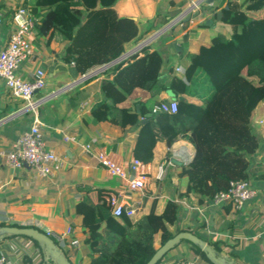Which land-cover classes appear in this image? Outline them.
<instances>
[{"label": "crops", "instance_id": "0c3cea01", "mask_svg": "<svg viewBox=\"0 0 264 264\" xmlns=\"http://www.w3.org/2000/svg\"><path fill=\"white\" fill-rule=\"evenodd\" d=\"M192 1L199 3L195 12L188 8ZM29 2L0 3L3 14L0 51L12 29L13 15L19 10L28 11ZM219 2L118 0L114 5L117 14L135 19L143 33L140 41L125 45V53L120 59L124 62L143 48L151 47L152 50L160 51L166 61L161 77L163 85H167L173 76L184 79L188 55L195 53L201 45H207L218 34L213 29L222 23L216 15L227 3L219 5ZM240 2L249 13L264 14V0H237V3ZM17 4H23V8L17 7ZM178 20H181L182 25L177 24ZM144 30L149 32L145 33ZM225 35L229 37L231 31ZM30 39L34 48L33 59L21 65L18 75L31 80L37 69L44 72L45 88L36 93L34 100H41L39 116L46 148L63 159L64 167L54 177L42 179L28 168L10 171L0 160V223L34 226L56 234L71 228L70 239H78L79 245L74 248L67 242L65 246L59 245V248L70 255L73 264H89L90 240L97 233L106 235L108 232L104 225L84 228L83 218L75 215L73 205L84 195L92 200H97L101 195L103 202L106 194L123 192L124 201L135 207L132 221L136 222L147 215L153 201L157 214L163 211L168 201H175L180 207L176 228L181 232H190L199 237L219 257L234 264H264V102L258 103L250 121L259 146L250 157L252 171L247 181L256 194L242 209L236 211L230 205L214 206L211 202L201 204L197 196L183 195L188 179L181 177L180 173L195 155L194 146L183 139L170 149L165 142L156 144L154 159L146 164L150 185L142 196L127 191L119 178L112 176L98 159L100 152L108 154L122 165L134 158L133 149L139 128L120 130L107 124H98L91 117L92 108L102 99L99 83L113 77L118 60L95 67L83 77L75 78L70 73L72 64L64 62L69 42L56 34L40 38L35 30ZM171 95L169 91L154 95L137 88L119 108L139 111L141 104L160 102ZM181 99L204 106L203 101L195 96L186 95ZM32 120L33 112L25 110L24 102L13 98L3 81H0V151L12 149L14 141L30 127ZM64 136L75 137L78 142L66 144L63 142ZM86 144H91L90 152H85L81 147ZM35 185L39 187L41 201L25 192ZM48 185L52 190L47 188ZM22 195L30 198L29 203L22 202ZM114 222L120 227L124 226L122 218H114ZM159 247L157 236L156 248ZM0 253L7 256L10 264H42L48 261L42 249L24 237L0 239ZM26 259L29 262L26 263ZM181 260L203 261L191 250L189 243L182 241L168 252L160 264Z\"/></svg>", "mask_w": 264, "mask_h": 264}, {"label": "trees", "instance_id": "16d2710c", "mask_svg": "<svg viewBox=\"0 0 264 264\" xmlns=\"http://www.w3.org/2000/svg\"><path fill=\"white\" fill-rule=\"evenodd\" d=\"M117 1L30 0L27 10L40 38L56 34L69 42L64 62L72 64L71 75L80 78L95 67L116 61L125 53L126 44L142 38V30L132 18L117 14ZM39 17L41 20L36 21ZM216 18L231 27V35L217 34L188 55L184 79L173 76L163 85L165 58L160 51L145 47L130 60L118 63L111 79L99 83L102 99L91 110L98 124L120 130L139 128L133 156L144 164L153 161L158 142H165L169 149L180 139L192 144L195 155L182 167L180 176L188 179L183 195H195L201 204L227 191L231 181H247L252 171L250 157L259 146L252 133L251 116L258 103L264 102V14L253 15L241 2L229 0ZM137 88L154 95L169 91L177 99V112L152 114L159 101L141 104L139 111L119 108ZM186 95L200 98L204 106L181 99ZM38 188L31 186L25 192L41 201ZM47 188L52 190L49 185ZM22 196V202L29 203L30 198ZM155 206L153 201L149 213L136 222L122 216L124 226L120 227L101 195L97 200L84 195L76 201L73 210L82 216L84 228L104 225L108 232L97 233L90 240L89 264H147L157 251V236L162 246L181 232L176 228L179 205L168 201L160 214ZM4 226L23 227L0 223ZM27 227L45 234L37 227ZM13 237L17 236L3 235L0 239ZM187 243L206 264H213L198 245ZM60 251L71 262L70 255ZM42 264L55 263L48 258Z\"/></svg>", "mask_w": 264, "mask_h": 264}, {"label": "built area", "instance_id": "2783aa9c", "mask_svg": "<svg viewBox=\"0 0 264 264\" xmlns=\"http://www.w3.org/2000/svg\"><path fill=\"white\" fill-rule=\"evenodd\" d=\"M198 5V2L192 1L188 8L195 12ZM180 22L181 20H178L177 24L182 25ZM2 24L3 14L0 11V27ZM33 28L34 18L29 12L17 11L12 18V29L8 39L0 51V81H3L13 98L24 102L25 110L33 112V120L30 127L17 137L12 149L0 151V160L3 161L10 171L15 172L28 168L33 170L38 178L47 179L61 172L64 167V161L54 151L46 148L39 116L41 100H34L36 93L45 88L44 72L41 69H37L31 80L23 79L18 75L21 65L33 59L34 56V48L30 39ZM120 58V61L118 60L119 63L123 60ZM128 60L130 58L126 61ZM177 70L179 71V69ZM177 110V99L171 95L156 104L152 108V114H174ZM63 142L70 144L78 141L75 137L64 136ZM81 147L85 152L92 150L91 144L81 145ZM98 159L112 176L119 178L127 191L144 195L150 185V175L146 164L136 158H132L129 163L122 165L104 152L99 153ZM184 162L187 163V160L185 159ZM167 164L169 165L170 162ZM255 194L256 192L251 188L248 181H231L227 191L217 193L211 203L214 206L230 205L237 211L242 209L245 203L252 199ZM124 197L125 193L123 192L108 193L104 196L103 201L110 207L112 217L122 218L125 215L129 219H133L135 217V207L125 202ZM44 232L49 238H53L58 245L65 246L67 242L74 248L79 245L78 239H70L71 228L60 234L48 230ZM0 264H10L7 256L3 253H0ZM172 264L200 263L196 260H181Z\"/></svg>", "mask_w": 264, "mask_h": 264}, {"label": "water", "instance_id": "95a60500", "mask_svg": "<svg viewBox=\"0 0 264 264\" xmlns=\"http://www.w3.org/2000/svg\"><path fill=\"white\" fill-rule=\"evenodd\" d=\"M212 1V0H210ZM136 21L135 19H133ZM119 60V59H117ZM3 235L26 237L35 242H37L40 248L43 250L44 255L47 258L53 260L55 264H72L60 251L59 247L49 238L46 234L40 232L39 230L27 226L14 227V226H4L0 227V237ZM182 241H187L198 245L200 249L205 252L207 258L213 264H234L233 262L227 260L226 258L219 257L210 246L207 245L205 241L195 236L190 232H180L176 234L173 238L166 241L162 246H160L154 256L150 259L147 264H157L168 252H170L176 245L180 244Z\"/></svg>", "mask_w": 264, "mask_h": 264}, {"label": "rangeland", "instance_id": "374dc122", "mask_svg": "<svg viewBox=\"0 0 264 264\" xmlns=\"http://www.w3.org/2000/svg\"><path fill=\"white\" fill-rule=\"evenodd\" d=\"M8 1H15V2L19 3L20 1H30V0H0V3L3 4V3H6ZM189 1H191V0H189ZM216 1H220L219 5H221L222 3L227 2L229 0H216ZM17 7H22L23 8V4H17ZM213 30L215 31V33L224 34L225 35V34H227L228 32L231 31V27H229L227 25H224V24H220V26L216 27ZM51 239L53 241H55L53 238H51ZM199 263L200 264H206V262H203V261L202 262L199 261ZM85 264H87V263L85 262Z\"/></svg>", "mask_w": 264, "mask_h": 264}]
</instances>
